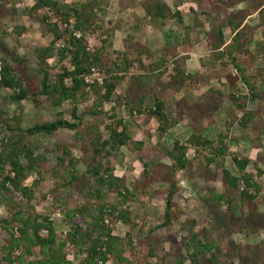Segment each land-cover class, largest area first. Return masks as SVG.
Masks as SVG:
<instances>
[{
  "label": "rangeland",
  "instance_id": "rangeland-1",
  "mask_svg": "<svg viewBox=\"0 0 264 264\" xmlns=\"http://www.w3.org/2000/svg\"><path fill=\"white\" fill-rule=\"evenodd\" d=\"M57 1L68 11L70 28L63 26L64 8L33 10L34 0H0V66L8 62L30 92L14 103L12 91L0 89V110H8L0 118V151L9 138L8 147L17 141L40 157L25 181L33 190L31 199L3 191L0 220L14 219L16 213L49 218L55 213L57 240L66 242L75 224L87 227V212L95 214L106 205L129 212L127 223L104 216L123 250V259L111 257L106 264H210L202 255L190 257L195 240L204 241V235L218 248V264H264V173H258L264 172V0H162L169 8L165 19L146 11L155 0ZM71 8L83 16L85 25L77 31L98 57L92 67L103 82L114 84L112 95L104 100V88L84 89L75 98L82 117L76 130L49 135L8 130L6 121L26 130L58 118L72 120V102L57 107L37 93L39 53L53 40L49 23L59 22L65 30L54 41V56L46 60L50 77L71 68L69 55L60 58L55 45L70 44L77 18ZM177 11L182 21L173 15ZM218 45L220 52L214 50ZM91 79L100 84L97 76ZM155 99L163 101L166 120L137 112ZM119 119L130 142L112 155L100 151L94 156V140L105 137ZM220 142L226 154L207 165L210 148ZM177 144L184 147V168L167 155ZM234 156L249 160L245 172L260 185L252 200L241 196L242 184L230 188L223 179V168L243 173ZM91 165L109 169L112 185L97 189L87 170ZM171 183L175 187L166 221ZM9 237L0 223V264H9L4 250ZM84 242L81 247L66 242V259L81 262L91 243L87 237ZM23 250L11 257L42 258L38 247L32 255Z\"/></svg>",
  "mask_w": 264,
  "mask_h": 264
},
{
  "label": "trees",
  "instance_id": "trees-1",
  "mask_svg": "<svg viewBox=\"0 0 264 264\" xmlns=\"http://www.w3.org/2000/svg\"><path fill=\"white\" fill-rule=\"evenodd\" d=\"M61 8H64L63 15L67 22L69 19L68 11H65V7H63L57 0H34L32 6L33 10L50 9V11H53ZM145 9L152 17L165 19L169 15L168 5L162 0H155L154 4L147 5ZM69 10L75 12L77 17L74 30H81L82 26L85 25V21L82 20L83 16L73 8ZM173 15L177 16L179 21H182L180 12H174ZM58 23L59 22H52L48 24L50 26V31L53 34V40L49 46L42 48L39 53V72L41 74V80L40 88L37 93L44 96L57 107L66 101L72 102V120L58 118L52 121L36 123L26 130H23L19 126V122L12 125L6 121V126L10 131H15L17 129L27 135L37 133H45L49 135L61 129L76 130L81 123L82 117L77 112L78 108L75 104V98L83 93L86 88H104L105 92L102 95L104 100H108L114 91V84L108 79H105L102 84H97L96 81H94L96 83H86L84 81L83 76L90 71V68L93 65H95L98 57L86 48L83 44L82 38H76L73 35H70L69 41L72 48L66 46L64 48H58L56 51L60 58H65L69 55L71 68H66L61 73L56 74L53 79L50 77L46 60L54 56V41L62 38L65 33V30H61ZM234 29H236V27ZM219 35L220 40L223 42L221 33ZM214 50L220 52V46H215ZM119 69H121L120 71H124L123 68ZM243 79L245 84L250 88H254L246 78ZM3 88L12 91L10 100L14 103H19L26 99L30 93L28 88L23 84L21 78L15 73V69L5 61H3L0 66V89ZM7 112L8 110H0V118H2L4 114H7ZM137 112L139 114L146 113L151 116H156L162 120L167 119V116L164 113L163 101L159 99H155L151 105H145L143 108H138ZM248 121L249 119L243 120L244 124ZM120 125L122 128L121 130H118V126ZM8 139L4 138L2 141L3 147L0 151V194L5 196L3 191L9 192L10 194L18 192L25 198L31 199L33 190L31 187L25 185V181L31 175L32 170L37 167L40 157L34 155V152L28 146L20 148L17 141L12 143V147H8V144L6 143ZM205 141L207 144H210L209 140ZM129 142L130 137L126 133L125 125L122 120L119 119L116 122V125L109 128L105 137L96 138V140H94L93 154L96 156L100 151H103L105 152V155H112V153L116 152L119 147L127 145ZM136 143L138 146L143 144L142 141H136ZM221 143L222 142H220V145L217 148H210L212 152H210L211 154L207 158V165L217 162L218 157H223L226 154V146ZM183 150L184 147L179 146L178 144L172 149L167 150V155L173 159L175 164L180 168H184L187 163ZM174 151H179V154H174ZM232 160L239 171L243 173L241 174L239 172L240 174L233 175L228 169L223 168V179L230 188L237 189L240 187V184H242L243 188L241 190V196L249 200L254 199L260 191V185L254 180L252 174L245 172L249 160L240 159L235 156ZM87 170L96 182L97 189H100L104 185H112L113 176L109 169H104L100 165H98V167L91 165ZM101 171L105 174L102 175ZM258 173L262 174L264 172L258 171ZM174 187L175 184L171 183L165 201L166 221H168L170 217V209L172 205L171 198ZM106 213L111 216H116L123 223L129 221V212L127 210H117L114 207L101 205L97 208L95 214L89 212L86 213L87 220L85 223L87 224V227L85 229L82 228L81 225L75 224L73 228L67 232L66 242L75 246L81 247L82 244L85 243V237H87L88 241H91L90 245L86 248L83 260L78 264H99V261H101V264H106L111 257L116 258V260L123 259V250L119 246L120 237L114 235L108 224L105 222L104 216ZM15 215L14 219L0 220L2 227L5 228L10 235L7 245L4 246L6 259H8L9 264H15L16 262L20 264H73L70 260L66 259L63 252L66 242L57 240L54 223L49 217L32 213L27 216H19L18 213ZM18 217L20 218L18 219ZM16 219H18V221ZM15 220L19 222V226L16 227L19 236L16 235L15 227L13 226L12 221L15 222ZM44 230L46 231V234L42 235L41 232ZM93 231L96 233L94 236L92 235ZM194 237L196 239L197 235ZM203 237L204 241L195 240L196 242L193 244V252L190 254V257L198 258L202 255L210 264H218V256L216 254L218 248L206 235ZM22 246L24 247V253L27 255H32V248L38 247L42 258H39V260L24 261L21 259L24 254H21L16 259L12 258L11 256L13 252L16 249H20ZM212 249H214L213 252ZM206 252L209 253V256H205Z\"/></svg>",
  "mask_w": 264,
  "mask_h": 264
},
{
  "label": "built area",
  "instance_id": "built-area-1",
  "mask_svg": "<svg viewBox=\"0 0 264 264\" xmlns=\"http://www.w3.org/2000/svg\"><path fill=\"white\" fill-rule=\"evenodd\" d=\"M67 24L68 23L65 22V23H63V26L66 27V28H70V25H72V24L69 23V25L67 26ZM59 27L61 28V26H59ZM72 35L75 36L76 38H80L81 37L79 31H77L76 29L73 30ZM55 45H56L57 49L58 48H64L66 46L68 48H72L69 43L66 45L65 43H63L61 41L56 42ZM92 76L93 77L97 76V80L99 81V83L100 84L103 83V78H102V76H100L99 72L97 71V69L95 67H91L90 71L83 76V79H84V81L86 83H93L94 81L91 79ZM54 217H55V213H52V215H51V217L49 219L52 221L54 219ZM104 220H105V222H107L106 218ZM43 232L46 234L45 230ZM98 263L101 264V261H99Z\"/></svg>",
  "mask_w": 264,
  "mask_h": 264
}]
</instances>
